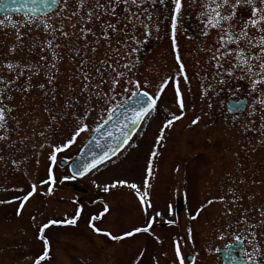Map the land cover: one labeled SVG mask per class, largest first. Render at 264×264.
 Here are the masks:
<instances>
[{
    "label": "rangeland",
    "instance_id": "1",
    "mask_svg": "<svg viewBox=\"0 0 264 264\" xmlns=\"http://www.w3.org/2000/svg\"><path fill=\"white\" fill-rule=\"evenodd\" d=\"M182 1H185L187 7L193 5L192 0ZM104 2L101 0V3ZM94 3L95 0H88L85 11L92 8ZM170 3L172 0H163L162 3L161 0H145L142 7L147 9L146 12L141 14L139 9L131 8V12L140 18H133V24H127L125 32H110V44L101 37V47L95 54L97 59L107 55L111 57L110 63L119 61L120 65L127 64L130 71L125 70V79L130 77L139 85H118L111 104L102 106L105 109L119 106L138 89L149 92L154 98L157 93L159 96L155 111L147 116L131 145L81 180L63 179L69 176L67 163L92 133L91 129L109 113L106 110H93L84 103L87 94L80 93L83 82L77 72L79 58L70 53L68 48L70 43L73 48L79 47V43L70 42L58 32L55 39L50 34L52 27L58 28L61 23L66 31H73L65 17L79 10L78 0H68L66 10L61 0L56 10L42 17L0 16V76L5 81L13 80L21 71V66L31 65L30 69L24 67V74L8 86L6 95L12 99L5 98L3 101L12 111L6 114L8 140L0 141V264H34L44 251L40 236L48 240L49 249L47 258L39 264H179L175 255L177 245L184 258L192 256V261L185 259V264H220L216 249L223 242L213 237L217 233L213 226L217 204L208 203L209 199L198 192L206 182H199L197 176L203 174L207 167L194 161L209 156L199 153L198 143L195 142L198 132L188 127L195 117L197 103L200 100L206 103L208 98L201 97L197 87L198 55L193 43L187 40L189 47L185 53L180 54L178 51L177 54L169 49V43L173 42L167 38L166 5ZM116 11V17L105 16L103 19L113 24L119 21L118 28H124V5ZM57 12L60 13L59 17L56 16ZM248 14L246 10L245 15ZM46 19L50 25L48 33L36 27V24ZM29 21L34 23L29 24ZM72 22L76 23L77 29L84 26L78 18L74 17ZM127 36H133L134 39H126ZM180 37H183L182 31ZM87 39L93 41L94 37L89 35ZM46 41H52V44ZM56 44L61 46L55 48ZM53 51L62 57L56 61V68H50ZM41 56L45 60H41ZM88 56L90 59L93 56L91 48ZM177 56L180 63L177 62ZM7 63L15 65L14 70L10 71L6 67ZM181 64L184 66L183 73L180 72ZM38 65L43 66L39 67L38 74L33 75ZM91 69L92 65H89L87 70ZM52 75L56 78L50 85L47 80ZM165 80L168 82L165 83ZM26 82L32 85L29 91L15 90L23 88ZM39 84H44V89H40ZM177 86L182 94L183 116H180L181 109L177 110L178 104L174 105ZM125 87H128V91L124 90ZM53 90L55 102L50 99ZM73 96L88 109L89 114L84 123L88 124L89 129L82 132L68 148H62L53 162L48 159L52 146L60 145L69 138L75 121L69 114L68 119L52 123L45 109H52V115L63 116L61 108L65 100ZM206 107L203 111L205 115ZM169 109L172 110L171 115L166 114ZM172 115L180 116V119L165 126V121ZM49 124L51 127H48ZM42 132L43 136L40 135ZM3 134L4 130H0V135ZM158 136L161 137L159 142L156 139ZM41 144L45 146L41 148ZM182 158L188 160L185 166H181ZM149 159L152 160L150 171ZM60 160L66 163L60 165ZM49 167L53 179L42 184V180L47 181ZM182 175L187 182L182 181ZM69 180H74L83 191L69 185ZM118 180H125L126 183L112 187L113 182ZM133 183L137 189L130 187ZM32 185L36 186V191L24 202L17 215L20 199L32 190ZM49 186L51 192L48 191ZM105 186H108V191H104ZM182 186L190 191V203L194 201L189 210L179 209L180 206L185 209L188 205L182 199ZM141 197L145 201L143 207ZM198 201L203 202L202 210L196 208ZM105 204L108 206L107 212L103 211ZM148 204L151 207H147ZM77 208L81 209V214L74 225L52 224L43 233L40 232V227L48 220L70 219L76 215ZM93 216L97 219L92 220ZM193 216L196 218L192 219ZM149 219L153 223L148 232L142 231L121 240H112L104 234L122 235L133 227L147 226L146 221ZM90 220L102 230L100 233L93 230ZM169 220L177 225H170ZM165 222L166 225H163ZM183 225H186L184 232ZM189 228L191 241L188 240ZM219 232L224 233L223 229H219Z\"/></svg>",
    "mask_w": 264,
    "mask_h": 264
},
{
    "label": "snow or ice",
    "instance_id": "2",
    "mask_svg": "<svg viewBox=\"0 0 264 264\" xmlns=\"http://www.w3.org/2000/svg\"><path fill=\"white\" fill-rule=\"evenodd\" d=\"M154 2V0H153ZM163 0H161V3ZM195 4L197 0H192ZM53 4H59L60 0H52ZM80 5L79 10L72 11L69 16L65 17V19L69 20V27L73 29V31H66L63 23L57 28L52 27L51 33L53 35V39H55V34L58 32L60 36H63L65 39L70 42L76 41L79 43V47L73 48L72 44L68 45L69 52L74 53L75 57L79 58L78 62V76L82 79L83 87L80 89V93L87 94V98L84 101L85 104L91 106L93 110L98 111H107L109 116L107 118V123H111L113 119V115L116 114V110L120 108L118 105H114L111 107H107L105 109L102 105L111 104V101L115 98L116 89L118 85H128L137 84L138 82L132 80L130 77L125 79L127 76L128 66L127 64L120 65L119 61H112L111 57L107 55L103 59H97L96 53L101 47V37L104 41H108L110 44V32H125L127 24H133V18L139 20V15L131 12V8L135 7L143 12H146L147 9L142 6L145 4V0H105L104 3H101V0H95L92 8H87L88 0H78ZM174 5L171 13V29L173 32V43L172 48L173 51H176L177 45L175 43V29L177 22V14L181 10V0H172ZM205 11L199 14L200 18L203 20L204 31L202 35H208L209 30L216 29L218 32L217 37V47L215 49H208L207 51L213 52L211 56V61L213 62L214 75L219 77L217 81L219 84H225L227 82V78H234L239 80L248 81L249 87V96L251 98V104L249 105L250 115L254 116L257 112V108L260 110V128L261 135L264 136V89L260 88V85H264V0H200ZM124 5V20L126 21L124 28H118V23H108L103 17L117 16V9ZM259 5V6H257ZM63 7L66 10L68 7V0H63ZM239 9H247L250 10V15L245 19L243 16L240 17L237 23H233L237 19L238 10ZM56 16L59 17L60 13L57 12ZM78 18V21L84 25L83 27L77 29L76 23H73V18ZM2 23V22H0ZM29 24L34 23V21H29ZM143 23V21H141ZM87 25H93V27H87ZM134 26V25H133ZM37 28H43V30L48 33L49 32V23L48 20H44L41 23L36 24ZM146 27V25H145ZM254 28L256 30V34L253 35L250 33L249 29ZM91 35L94 37L93 41H89L87 37ZM126 39H134L133 36H127ZM49 45L52 44V41H46ZM120 41L117 40V44ZM61 45L56 44L55 48H59ZM89 48H91V52L93 56L91 59L88 56ZM44 49L42 48L41 51ZM53 61L50 64V68H56V61L62 59L61 56L58 55L57 52H52ZM41 60H45L44 56H41ZM177 62L180 63L179 56H177ZM92 65L91 71H88V66ZM43 65L37 66V71L33 72V75L38 74L39 67ZM6 67L11 71L14 70L15 65L12 63H7ZM31 68V65L21 66V71L17 73V75L13 78V80L5 81L3 76H0V130H4V134L0 135V141L8 140V129L6 127V114L12 111L8 105L4 104V99L11 100L12 97L10 95H6L7 88L9 85L13 84L16 80L19 79L21 75H23V68ZM59 71V69H56ZM130 71V70H128ZM180 72H184V67L181 64ZM239 73L240 75H237ZM55 75L48 76V84H53L55 81ZM31 77L28 78L30 81ZM168 81L165 80V83ZM104 85H107V88H104ZM32 85L30 82H26L23 88L15 89L16 91L27 92L31 89ZM38 87L40 89H44V84H39ZM163 87V85L161 86ZM209 88L212 87L211 84L208 85ZM125 91H128V87L124 88ZM136 98L137 107L128 109L127 106H124L125 112H131V116L125 115V120L121 122V126L117 129L118 134L113 136L112 131L103 132L101 129V125L97 124L95 128L91 129L92 132H96L97 129H101L103 135L109 138V142L106 146H101L97 144V147L101 148L100 154L92 153L91 159L85 161L83 164L76 165V173L73 176H66L63 179H74L75 175L84 176L85 173H88L90 170L97 168L98 165H102L104 161L109 160L110 155H115L120 151L121 148L124 147L130 140L129 132L133 130L136 126L137 121H141L146 119L147 115L151 112L155 111L156 108V99L159 96V93L156 94V98L149 94L147 91H141L138 93H133ZM51 101H56V95L53 90V94L50 97ZM176 102L179 105L181 112L180 116L184 115L183 109L184 104L182 101V94L180 92L179 87L176 88ZM239 103V101H237ZM46 112L50 114V119L52 123H58L60 120L68 119L69 114L74 119V130L70 133L69 138L65 141L61 142L60 145H53L51 150V155L48 157L49 160L55 162L57 159L56 154L62 151V148H68L72 145L77 137L84 131L89 129L88 124L84 123V119L88 116V109L84 108L81 105V102L76 97L67 98L61 108V111L64 112L63 116L60 115H52V109L46 108ZM180 116L172 115L170 119L165 121V126H170L173 121L180 119ZM15 119V118H14ZM200 117H195L191 123L195 125L199 121ZM17 123H19L17 121ZM251 123V121H249ZM106 126V125H105ZM51 127V124L48 125ZM253 125V129H254ZM115 128V125H113ZM248 129L246 130H253ZM163 128H161V132H163ZM41 136L44 133H40ZM95 139V137H93ZM157 142L161 140V137L158 136ZM120 141L122 143L114 144L113 141ZM45 145L41 144L40 147L43 148ZM106 148V150H105ZM83 151V149H81ZM155 151L153 150V155H155ZM2 159V158H0ZM13 163H18V161H13ZM152 160L149 159V171ZM82 169V170H81ZM53 179L52 169L49 167L48 169V177L47 181L42 180V184H47L48 181ZM125 180L114 181L112 187H115L117 184L123 185L125 184ZM145 185L147 186V180H145ZM131 188L137 189L136 184H131ZM36 191V186L32 185V190L28 191L26 195H24L20 199V208L17 209V215L20 214V209L24 206V202L28 201V199L33 195ZM48 191L51 192V186H49ZM104 191H108V186H105ZM228 192H232V189L229 188ZM147 193H145L146 195ZM139 195V192H138ZM219 199L221 201L224 200V196H220ZM237 198L233 197V203ZM141 205L142 207L145 204V201L141 197ZM208 203H212L211 200ZM147 207H151L148 204ZM104 212L108 211V206L104 205ZM147 209L145 208V212ZM169 211H171V206L169 207ZM260 212L261 216L264 217V209H257ZM231 212V209H229ZM81 214V209H76V215L70 219L58 220V219H50L46 224L40 227V232L43 233L44 230L52 224H75L77 218ZM103 213H101L102 215ZM157 216L160 215L159 212L156 213ZM195 219L196 217H191ZM97 219L96 216L92 217V220ZM92 220L89 221L90 226L97 233H100L102 230L100 228L95 227L92 224ZM245 220L244 215H241V221ZM153 223L152 219L146 221L147 226H136L133 227L130 231H124L122 235H112L111 233L104 232L105 235H108L112 240H121L125 237H131L136 233L140 232H148L149 226ZM169 224L174 223L173 220L168 221ZM237 223H240L238 221ZM259 224H264V218L259 221ZM258 227V224L248 223L247 228L252 229V239L249 240V244L252 245L253 252L251 254L245 253L247 260L246 264H261V260L259 257L264 255V249L260 247L259 243H256V232L255 229ZM247 230V229H245ZM188 240H192L191 229H188ZM40 239L43 240V248L44 251L41 255H39L34 261V264H39L40 261L44 260L48 256L49 242L44 236H40ZM240 237H236V241H239ZM175 244V241H174ZM243 251V250H242ZM175 255L176 259L179 261V264H185V258L181 254V249L177 245L175 247Z\"/></svg>",
    "mask_w": 264,
    "mask_h": 264
},
{
    "label": "flooded vegetation",
    "instance_id": "3",
    "mask_svg": "<svg viewBox=\"0 0 264 264\" xmlns=\"http://www.w3.org/2000/svg\"><path fill=\"white\" fill-rule=\"evenodd\" d=\"M189 6L187 7L185 1L181 0V10L177 14L175 29L177 45L175 53L186 52L189 47L186 44L187 40L193 43L194 50L198 55L197 87L201 92L200 96L208 98L206 103L202 100L197 103L195 117L199 116V121L195 125L191 122L188 124L189 128H195L198 132L195 142L198 143L199 153L203 152L209 156L205 159H194L195 163H199L198 165L207 167L203 174L197 176L200 179L199 182H206L198 192L217 204L214 213L216 222L213 224L217 233L213 237L223 242L216 249L220 264H236V262L246 264L245 253L253 252L252 245L249 244L253 230L247 228L248 223L258 224L255 229V242L264 249V224H259V221L264 217L257 211V209H264V136L261 135L260 128L261 113L257 108L256 114L250 115L249 105L252 101L249 96L247 79L239 80L226 77L225 84L221 85L217 82L219 77L214 75L213 62L211 61L213 52L207 50L215 49L218 46L216 43L218 32L216 29H211L208 35H202L204 26L199 14L205 9L200 0ZM173 7V3L166 5L167 38L172 42L171 13ZM246 10L239 9L237 19L233 23H237L241 16L246 19L250 15V10H248L249 14L245 15ZM181 31L183 37H180ZM249 31L253 35L256 34L254 28H250ZM169 45V49L173 51L172 44L169 43ZM237 75L240 74L237 73ZM209 84L212 85L211 88L208 87ZM260 88L264 89V85H260ZM174 105H177L176 101H174ZM205 105H207L206 115L203 113ZM179 108L177 105V110ZM166 114L171 115L172 110L169 109ZM246 127L253 130H246ZM186 163L188 160L182 158L181 166H185ZM183 172H185L184 169ZM183 175L182 181L186 180L187 182ZM229 188L232 189V192H228ZM182 189V199L188 205L185 209L184 206H180L179 209L189 210L193 207L194 201L190 203V191L187 187L182 186ZM220 196H224L223 201L219 199ZM233 197L237 198L234 203ZM203 206V202L198 201L196 208L202 210ZM242 214L245 217L243 221H241ZM238 221L240 223H237ZM183 226L184 232L186 225ZM219 229H223L224 233H218ZM237 236L240 237L239 241H236ZM220 249H223L226 262H222L219 254ZM259 259L261 264H264V255Z\"/></svg>",
    "mask_w": 264,
    "mask_h": 264
},
{
    "label": "water",
    "instance_id": "4",
    "mask_svg": "<svg viewBox=\"0 0 264 264\" xmlns=\"http://www.w3.org/2000/svg\"><path fill=\"white\" fill-rule=\"evenodd\" d=\"M57 6L58 4H53L52 0H0V15L18 13V14H24V15H29V16H40V15H44V14L52 12L53 10L57 8ZM141 91H144V90H138V91H135V93H138ZM125 105L127 106L128 109L135 108L138 106L136 103V98L134 97L133 94L129 96L128 98H126L119 105L120 108L116 110V114L113 115V119L111 123H107V118L109 115L100 123L101 129H103V132L112 131L113 136H116L118 134L117 129L120 128L121 122L125 120V115H128L129 117L131 116V112L124 111ZM141 122L142 120L137 121L135 128L129 132L130 140L133 134L135 133V131L140 126ZM113 125H115V128H113ZM101 129H97L96 132H92V134L87 138L84 144L80 147L76 156L69 162L68 171L71 176H73L76 173V165L83 164L85 161L90 160L92 153L100 154L101 148L97 147V144H100L101 146H106L108 144L109 138L103 135V132L101 131ZM93 137H95V139H93ZM113 143L119 144V143H122V140L120 141L114 140ZM125 146L126 144L124 145V147ZM123 148H121L120 151ZM81 149H83V151H81ZM119 152H117L115 155H117ZM115 155H110L109 160L113 158ZM107 161L108 160L104 161L103 163ZM63 163H64L63 161H60V164H63ZM92 170H90L88 173H85L84 176L75 175V178L76 179L84 178ZM68 184L71 186H77L81 191H83V189L79 187L78 185H76L74 182H68ZM220 252H221V257L223 258V260L227 261L222 251ZM187 260L190 261L191 257L187 256ZM236 264H239V263L236 262Z\"/></svg>",
    "mask_w": 264,
    "mask_h": 264
}]
</instances>
